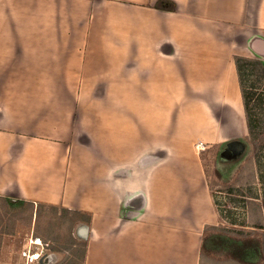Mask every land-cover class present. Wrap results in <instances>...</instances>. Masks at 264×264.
<instances>
[{
    "label": "crops",
    "instance_id": "0c3cea01",
    "mask_svg": "<svg viewBox=\"0 0 264 264\" xmlns=\"http://www.w3.org/2000/svg\"><path fill=\"white\" fill-rule=\"evenodd\" d=\"M256 36L264 0H0V196L91 215L83 264H199L219 223L193 155L244 121L234 58ZM157 146L149 211L115 233L110 174Z\"/></svg>",
    "mask_w": 264,
    "mask_h": 264
},
{
    "label": "rangeland",
    "instance_id": "374dc122",
    "mask_svg": "<svg viewBox=\"0 0 264 264\" xmlns=\"http://www.w3.org/2000/svg\"><path fill=\"white\" fill-rule=\"evenodd\" d=\"M247 57L255 58L256 56L248 54ZM6 78L7 82L14 81L15 75H9V77L6 75ZM179 108H182L181 112H183L184 105L182 107H177V111ZM90 112L91 111H87L86 114H89L90 118H92L94 114ZM82 114H85V111H83ZM225 114L228 120L223 122V124H219L220 132H222V141L232 139L233 137L235 140L239 141L248 135L245 119L244 121H240L237 120V116L234 114H232V116L228 115L227 113ZM174 117L177 118L179 115L175 114ZM220 118L221 116L218 114L217 119L220 120ZM222 127L224 128L222 129ZM197 135L200 136L199 133H193V138H197ZM200 145L201 143L198 145L199 156L194 154L193 157L195 159H197V157L200 158L206 173L205 175L207 177V181H209L208 183L212 185L211 192H213V196L215 197L216 203L214 204H216L215 212L218 214V225H223L227 227V229L231 230L241 229L245 231H252L253 228L251 223L253 219H261L262 223L264 224V209L262 206H260L262 205V198L264 196V183L258 179V173L255 166L256 158L252 154V151H250V153L248 151V154L239 161V164L235 165V167H232L234 163H229L228 161L232 158L235 159V156L227 158L223 156L220 157L219 155V158L216 161L217 152L220 149V145H212L210 148H208V145L206 146L203 144L204 148ZM237 155H239V153ZM95 161L96 160H92L94 164L90 165L89 167L91 170L88 172V177H81L83 178V181H81L83 185L81 186L82 188L86 187L84 183H89V185H91L90 183L99 182L96 181L100 175L97 173V163H95ZM234 168H236V170ZM82 169L83 168H81L79 172H81ZM216 169L219 170L220 177H218L219 175H217V173L215 174ZM162 179L164 180L165 176H163ZM166 180L167 178L165 181ZM201 181H203V179ZM230 186L242 187V195L241 193L235 192L233 194L235 196L232 199V197L229 196L225 191V189ZM249 186L253 188V192L257 193L259 199H256L257 196H254L250 193ZM242 196L247 197L245 198L246 203L234 200L235 198L239 199V197ZM229 209L233 214L228 212ZM32 213L33 207L29 204H17L15 206H10L4 199L0 198V214L3 217V219L0 220V259H6L1 261H6L8 264H24V260L21 257V249L29 237L32 235H37L44 241L45 235H50L53 233L55 234L57 231L61 233L60 236L63 237L65 241L62 245H59L60 252H49L50 254L57 255V261L55 260L56 262L54 261L52 264H83L85 243L77 242L81 244H77L75 246L68 245L70 244L68 234L70 232L69 230L71 225V222L66 219L68 215H66L61 209L43 207L39 209L40 214L38 221L36 222V215H34V217L31 219ZM219 213L225 215V218H219ZM233 221L234 223L238 224H231ZM243 221H245L244 224L242 223ZM82 225L88 224L85 222H78L75 228V236L79 237L77 235V229ZM259 231L263 233L262 230ZM48 238L52 239L51 236ZM80 240L84 239L80 238ZM187 240V237H185L184 242L186 243ZM191 250L195 252V247L193 246ZM179 251L180 250H176V253ZM184 252L185 251L183 250V254ZM168 253H173V251H169ZM208 260L209 264L215 263L211 258ZM227 263H230V261Z\"/></svg>",
    "mask_w": 264,
    "mask_h": 264
},
{
    "label": "trees",
    "instance_id": "16d2710c",
    "mask_svg": "<svg viewBox=\"0 0 264 264\" xmlns=\"http://www.w3.org/2000/svg\"><path fill=\"white\" fill-rule=\"evenodd\" d=\"M234 59L245 110L248 135L234 143V145H242L243 149L239 155H235V159L232 158L228 162H233L234 164L232 167H235V165L239 164V161L248 154V151L249 153L252 151V154L256 158L255 166L258 173V179L264 183V61L259 58H249L244 56H235ZM221 146L222 145H220V149L217 152L216 161L219 158ZM234 169L236 170V168ZM216 173L219 175L218 169L215 170V174ZM218 177H220V175ZM208 184L210 190H212V185L210 183ZM241 188L242 187L240 186H230L226 188L225 191L233 199L235 196L233 194L235 192L241 193L242 195L243 192ZM249 191L254 196H257L256 199H259L257 193L253 192V188L251 186H249ZM0 198L4 199L10 206H15L17 204L31 205L33 207L31 219L34 215H36V222L38 221L40 214L39 209L43 207L63 210L65 214L68 215L70 220L65 216L66 219L71 222L70 232L68 234L70 244L68 245L75 246L77 244H81L77 242H84L85 251L83 260L85 259L87 242L80 240L79 237L75 236V228L78 222H85L88 224L87 226H89L91 224V215L80 210L68 209L43 203L25 202L20 199L14 200L8 196H0ZM245 198L247 197L242 196L239 197V199L235 198L234 200L246 203ZM213 199L214 203H216L214 196ZM260 206L264 209V196L262 198V205ZM228 212L230 214L232 213L230 209ZM219 218L223 219L225 218V215L219 213ZM2 219L3 217L0 214V220ZM242 223L244 224L245 221ZM231 224L238 223H234L233 221ZM251 224L253 228L252 231H245L241 229L231 230L227 229V227L223 225L206 226L203 232L200 247V264H209V258L215 262L214 264H264V224L261 219L258 218L253 219ZM259 230H262L263 233ZM60 235L61 233L56 231L55 234L53 233L44 236V242L48 243L49 252H60L59 245H62L65 241V239H63ZM50 236L53 240L48 238ZM228 261H230V263H227Z\"/></svg>",
    "mask_w": 264,
    "mask_h": 264
},
{
    "label": "water",
    "instance_id": "95a60500",
    "mask_svg": "<svg viewBox=\"0 0 264 264\" xmlns=\"http://www.w3.org/2000/svg\"><path fill=\"white\" fill-rule=\"evenodd\" d=\"M247 48L264 61V37L256 36L247 43ZM234 141L221 146L220 157L229 155L228 147ZM170 158V151L165 146L153 147L141 153L132 163L115 168L110 174V183L120 201V221L115 233H119L127 224L142 220L150 208L148 183L153 171ZM89 226L82 225L77 235L86 240L89 237ZM56 254H46L41 264H52Z\"/></svg>",
    "mask_w": 264,
    "mask_h": 264
},
{
    "label": "built area",
    "instance_id": "2783aa9c",
    "mask_svg": "<svg viewBox=\"0 0 264 264\" xmlns=\"http://www.w3.org/2000/svg\"><path fill=\"white\" fill-rule=\"evenodd\" d=\"M200 146L204 148L203 144ZM48 253V243L37 235L30 236L21 249V257L24 260V264H39L43 256Z\"/></svg>",
    "mask_w": 264,
    "mask_h": 264
},
{
    "label": "flooded vegetation",
    "instance_id": "af4514ba",
    "mask_svg": "<svg viewBox=\"0 0 264 264\" xmlns=\"http://www.w3.org/2000/svg\"><path fill=\"white\" fill-rule=\"evenodd\" d=\"M230 141H234L233 145L229 146V155L227 156V158L229 157H234L236 154L240 153L243 149L242 145L236 144L234 145V143L237 141L235 140V138L231 139ZM228 141V142H230Z\"/></svg>",
    "mask_w": 264,
    "mask_h": 264
}]
</instances>
